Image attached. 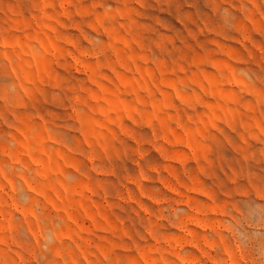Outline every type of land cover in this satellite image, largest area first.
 Returning a JSON list of instances; mask_svg holds the SVG:
<instances>
[{
  "label": "rangeland",
  "instance_id": "1",
  "mask_svg": "<svg viewBox=\"0 0 264 264\" xmlns=\"http://www.w3.org/2000/svg\"><path fill=\"white\" fill-rule=\"evenodd\" d=\"M0 264H264V0H0Z\"/></svg>",
  "mask_w": 264,
  "mask_h": 264
},
{
  "label": "bare ground",
  "instance_id": "2",
  "mask_svg": "<svg viewBox=\"0 0 264 264\" xmlns=\"http://www.w3.org/2000/svg\"><path fill=\"white\" fill-rule=\"evenodd\" d=\"M198 4V3H197ZM177 12V11H176ZM218 14V13H217Z\"/></svg>",
  "mask_w": 264,
  "mask_h": 264
}]
</instances>
